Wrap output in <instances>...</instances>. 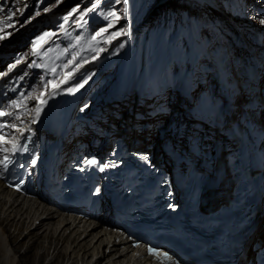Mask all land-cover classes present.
Returning <instances> with one entry per match:
<instances>
[{
	"label": "bare ground",
	"instance_id": "bare-ground-1",
	"mask_svg": "<svg viewBox=\"0 0 264 264\" xmlns=\"http://www.w3.org/2000/svg\"><path fill=\"white\" fill-rule=\"evenodd\" d=\"M179 1L175 3H180ZM16 9L17 7H15ZM87 13L89 12L87 11ZM147 20L148 18L145 21H140L139 28H135V30L133 28L130 31H139L141 25H145ZM21 21L22 18L17 19V26H19L18 24ZM36 23L34 26L30 23L25 27L19 28L18 32H22L19 36L23 37L25 32L30 30L28 28L35 27ZM200 23L203 26L201 18ZM185 24V19L180 22L178 38L185 33V28H181V25ZM155 25V22L154 24H150L152 30L155 28ZM235 27L238 31H242L249 26L241 24ZM133 35L135 34L133 33ZM22 37H19L16 41L15 39L6 40L4 42L6 50H11L10 47L22 39ZM205 44L208 46L206 39ZM182 49L183 56L185 57L184 61L186 62L188 59L192 63L186 72L188 79L183 82V91L186 93L189 89L194 88L196 82L199 85V81L195 77L197 73L195 72L197 56L193 46H185ZM238 50L241 53L239 52V57L234 59V64L227 62L228 68L227 65H224L226 71H230L232 75L240 74L243 70V67H240L245 63L242 48L240 47ZM257 51L264 57V49L258 47ZM230 55L231 53L229 54V52L224 53L223 59L227 60ZM213 56L217 60H220L217 53H213ZM104 57L106 58V56ZM100 58L101 56L96 57L91 60L92 62L77 69L71 78L68 79L67 83L63 82L67 77L60 81L62 85L60 92L72 86V83H76L84 77L94 74L97 67L94 66L99 63ZM115 65L116 62L105 67L100 66L98 71L105 68L113 69ZM83 73L88 76H85ZM100 76L104 77L105 74H100ZM150 94L152 95V92ZM132 99L133 97L130 96L127 101H130L129 106H131L133 112L144 110L143 107L137 105L136 100L131 101ZM185 104L187 102L181 103L180 109H183ZM113 111L122 114V118L117 119L116 122L120 124L121 133L128 135V133L123 131V128L125 129L130 124L129 122L134 119V116L127 112L124 101H114L110 104H105L102 101L99 102L97 113L99 118H102V114H105L106 117L114 118L113 114L111 115ZM95 119L98 120V118ZM142 134L144 133H138L137 135L141 137ZM259 221L260 224L256 231V236L264 239V211ZM14 248L17 249L18 255L14 251ZM135 251H138L140 254L142 253L141 249H131L127 239H123L120 234L108 229L107 226L102 227L95 221L68 216L37 199L25 198L18 195L14 196L5 188L4 183L0 181V264H41L44 259H47L46 264H152L149 263L147 258L136 256Z\"/></svg>",
	"mask_w": 264,
	"mask_h": 264
},
{
	"label": "rangeland",
	"instance_id": "rangeland-1",
	"mask_svg": "<svg viewBox=\"0 0 264 264\" xmlns=\"http://www.w3.org/2000/svg\"><path fill=\"white\" fill-rule=\"evenodd\" d=\"M176 1L178 2V0H128V3L125 5L123 2L117 3L116 0H61L60 3H57L56 0H46L45 4L43 6L40 5L37 9V12L40 13L39 15L29 14L28 12L25 13V17L22 19V22H20V25L18 27L14 26L10 30V34L12 35L10 37L8 33L4 35V37L8 38L2 42V45H4L6 40L15 39L16 41L19 37H22L19 36L22 33L18 32L19 28L25 27L30 23L34 26L36 21L33 20L39 21L40 15H48V18L55 19L59 22L65 17H68L71 21H76V17L79 16L78 14L84 11L86 12L85 15H81L83 22L75 28L77 33L73 38L72 46L62 51L64 55L68 54L72 60L82 58L84 55L88 54L89 60L83 65H77L78 67L73 71L74 73L77 69L87 65V62H92V59L99 56H101V58L98 64H104L109 55H114L121 50L126 36L123 34L124 29H127V31L130 28H134V30L135 28L138 29L139 22L142 20L145 21V19L148 18L146 24H142L139 31L132 33L135 35L139 33L141 36L140 39L142 40L148 29L152 30L150 24H154L155 22L156 25L153 29L154 33L152 39L148 45V51L149 61H151L154 71L159 73L160 60L164 58L163 53L171 51L170 48L172 47V38L174 35L173 29L176 27L178 30L180 28V22L184 19L186 20L189 17V13L195 12L196 10L193 9L186 0L179 1L181 4L175 3ZM25 3L27 4L28 2ZM175 4L180 6V11H176L174 7ZM215 4L218 7L217 9L209 7L208 5H203L199 12L202 17H200L203 22L202 29L204 28V37H206L205 39L208 46L213 49V45L220 41L225 44V47L227 46L221 49L219 43H216L217 47L212 50V53H217L220 60L224 58V53H231L230 57L227 58L230 63V58L234 60L236 57H239L238 53L240 51L238 48L241 47V44L239 42L240 40L236 38V32L234 33L232 29L237 30L235 26L238 27L241 24H246L249 27L240 32L244 33L245 31V36H248H246L248 40L252 38L257 40H254L255 44L261 46V49H264V46H262L264 45V24L261 23V20H264V0H215ZM53 5H55V7H53ZM46 8L50 10L45 12L44 9ZM74 8L76 11L72 12ZM186 10H188V12H186ZM87 11L89 12L88 14ZM221 11L226 14L224 17L222 13H220ZM70 12H72V15L69 16ZM110 12H116L120 19L117 20L114 16L107 15ZM109 23L112 25L110 28H108ZM32 27H29L28 30ZM102 28H108V32L96 36V33ZM79 30L90 32L84 37L81 36L88 41L87 46L78 45ZM229 31L231 32L230 34ZM15 32L16 34L13 35ZM117 32H119L120 35L118 37H112L111 42H109L111 33ZM256 48H258V46H256ZM104 56H106V58ZM241 58H243V56H241ZM105 72L104 77L110 74L111 70L107 69ZM162 77L163 86L172 84L173 79L176 77V72L167 71ZM169 77L171 80L168 79ZM14 251L17 255L19 254L17 249L14 248ZM46 262L47 259H44L41 264H46Z\"/></svg>",
	"mask_w": 264,
	"mask_h": 264
},
{
	"label": "snow or ice",
	"instance_id": "snow-or-ice-1",
	"mask_svg": "<svg viewBox=\"0 0 264 264\" xmlns=\"http://www.w3.org/2000/svg\"><path fill=\"white\" fill-rule=\"evenodd\" d=\"M57 3H60L61 0H56ZM117 3H121L123 2L125 5L128 3V0H116ZM53 7H55V5H53ZM50 9H44L45 12L49 11ZM76 9H72V12H75ZM72 12L69 13V16L72 15ZM40 13L37 12L36 15H39ZM107 15H110V16H114L117 20L120 19V17L117 15L116 12H110L108 13ZM68 17H65L64 19L67 20ZM261 23L264 24V20H261ZM61 27H63V25H61ZM112 27L111 23H109L108 25V28ZM108 28H102L100 29L97 33H96V36H100L102 33H106L108 32ZM0 31H2V28H0ZM124 35H127V29H124V32H123ZM10 35V34H9ZM53 35L52 33H45L43 36H41L37 41H34L33 42V52H36L38 53L39 52V48L43 47V43H46L47 41L45 40V37H49ZM120 35L119 32L117 33H111V35L109 36V42H111V38L112 37H118ZM5 37L3 35H0V40H3ZM20 63V61H17V64ZM39 66V65H38ZM16 65L13 64V65H10L9 66V70L11 71V69L15 68ZM72 76V73L69 72L68 73V77L63 81L64 83H67L68 79L71 78ZM49 83H52L53 84V88L54 89H58L60 87V85H57L55 84L54 82H49ZM43 95V93H42ZM41 103H46V100H41ZM5 115H11V113H6V112H3V111H0V117H4ZM5 126H8V127H14L13 125H0V129H2L3 127ZM17 131H20L19 129H17ZM21 136H23V133L21 132ZM5 134H0V143H5ZM91 163H94L91 162ZM4 167L6 168L7 167V164L4 165ZM151 249H149V252L151 253Z\"/></svg>",
	"mask_w": 264,
	"mask_h": 264
}]
</instances>
